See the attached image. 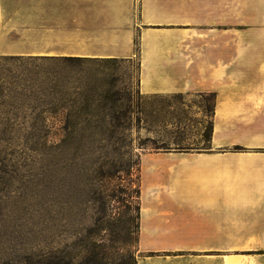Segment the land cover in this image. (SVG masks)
Listing matches in <instances>:
<instances>
[{
  "label": "crops",
  "instance_id": "0c3cea01",
  "mask_svg": "<svg viewBox=\"0 0 264 264\" xmlns=\"http://www.w3.org/2000/svg\"><path fill=\"white\" fill-rule=\"evenodd\" d=\"M0 1L27 2L4 11L22 55L137 57L141 94L215 96L209 150L142 163L138 264H264V0Z\"/></svg>",
  "mask_w": 264,
  "mask_h": 264
},
{
  "label": "rangeland",
  "instance_id": "374dc122",
  "mask_svg": "<svg viewBox=\"0 0 264 264\" xmlns=\"http://www.w3.org/2000/svg\"><path fill=\"white\" fill-rule=\"evenodd\" d=\"M5 10L26 12L27 2L0 1V261L46 264L56 253L71 264H133L132 257L138 264L139 233L131 222L141 202L142 163L176 141L203 148L213 99L141 94L136 57L111 70L134 112L130 129L103 128L86 142L31 141L27 113L34 103L19 101V93L30 94L19 84L30 69L25 60L47 56L22 55L29 49L20 35L3 33ZM176 117L180 131L175 121L167 126Z\"/></svg>",
  "mask_w": 264,
  "mask_h": 264
},
{
  "label": "trees",
  "instance_id": "16d2710c",
  "mask_svg": "<svg viewBox=\"0 0 264 264\" xmlns=\"http://www.w3.org/2000/svg\"><path fill=\"white\" fill-rule=\"evenodd\" d=\"M13 61H21V58H13ZM24 67L30 68L22 76L24 81L19 84L22 89L30 90V94L19 93V101L32 100L34 107L28 115L30 121L31 141L37 143H77L86 142L103 128L114 133L121 129L127 130L131 126L129 115L134 112L129 105L127 94L117 89L119 83L115 73L111 72L115 66L123 61L120 59H98L81 57H30L26 59ZM23 91V90H22ZM29 92V91H28ZM178 98L183 95H173ZM213 99L212 122L204 132V147L191 148V145L176 141L175 148H166L168 153H192L207 151L213 136V119L215 114V96L201 95ZM158 98V96H151ZM175 104H170L169 109L174 110ZM124 109L122 114L120 110ZM129 114V115H128ZM139 114H144L142 108ZM124 118V119H123ZM123 120L126 125L124 126ZM178 126L179 120L171 118L167 122L168 127ZM126 127V128H125ZM182 131L180 134H182ZM168 145V144H164ZM139 193V190L137 191ZM141 198V192L139 193ZM136 215L132 219L136 232L140 229L141 202L136 206ZM133 264H137L132 257ZM85 259L83 260V262ZM46 264H71L60 259L56 253L48 254ZM9 262L0 261V264ZM87 264V262L83 263Z\"/></svg>",
  "mask_w": 264,
  "mask_h": 264
}]
</instances>
